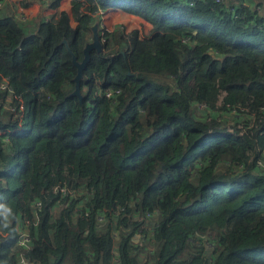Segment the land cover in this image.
<instances>
[{
    "label": "trees",
    "instance_id": "trees-1",
    "mask_svg": "<svg viewBox=\"0 0 264 264\" xmlns=\"http://www.w3.org/2000/svg\"><path fill=\"white\" fill-rule=\"evenodd\" d=\"M190 1L0 15V264H264V13ZM99 8L152 32L107 31L80 98Z\"/></svg>",
    "mask_w": 264,
    "mask_h": 264
},
{
    "label": "rangeland",
    "instance_id": "rangeland-1",
    "mask_svg": "<svg viewBox=\"0 0 264 264\" xmlns=\"http://www.w3.org/2000/svg\"><path fill=\"white\" fill-rule=\"evenodd\" d=\"M39 1V2H38ZM46 0H30L29 1V5L28 6H24L21 3V0H4L2 1V7L0 9V13L2 15H16L17 17L22 16V18H25V22L26 21H31L32 19H34L37 16H41L44 13L45 16V21L47 18H50L51 14L54 13V10L56 9H51L49 11H47V5L45 4ZM51 2V0H49ZM37 2L40 4V7L43 8V12L40 11V7L37 9L35 7H33L32 10H30L31 6L36 5L37 6ZM61 3V2H60ZM65 7L64 6H60L59 10L62 11L64 10ZM109 10H107L106 15H109ZM111 15V14H110ZM138 19L134 18V15H130L127 14L123 17H115L112 21V17H107L106 19H104V22L100 19V18H96L95 22L98 21L99 23V29L100 31H102V29H109L110 32L116 31V30H121V33H130L132 31L137 30L139 32L140 35L142 36H148L150 33L149 28L147 27L146 23L143 21L142 18L136 16ZM94 22V23H95ZM93 23V24H94ZM71 24L73 27H76L78 25V22L76 21H71ZM104 25V28L103 26ZM121 26V27H120ZM110 28H113L110 30ZM141 31V32H140ZM86 37L90 38L89 41L92 40V35L91 33L88 31L85 32ZM150 36V35H149ZM102 41H106L107 39H105V37L102 38ZM105 39V40H104ZM7 108H11L14 109L12 106L10 105H6V107L4 108V113L7 114L6 109ZM80 195V194H79ZM53 215L55 217H58L59 215V210L57 208H55L53 210ZM16 220L18 222V225H20V218L19 216L16 217ZM209 247L211 246L210 244L208 245Z\"/></svg>",
    "mask_w": 264,
    "mask_h": 264
},
{
    "label": "built area",
    "instance_id": "built-area-1",
    "mask_svg": "<svg viewBox=\"0 0 264 264\" xmlns=\"http://www.w3.org/2000/svg\"><path fill=\"white\" fill-rule=\"evenodd\" d=\"M194 1H196V0H192V2H194ZM202 1H213L215 4H223V3H227V0H202ZM191 1H190V4L192 5L193 3H192ZM45 4L47 5V10L49 11V10H51V9H53L54 10V8H52V4H51V2L49 1V0H46L45 1ZM60 6H62V3H60ZM59 6V7H60ZM1 7H2V2H0V9H1ZM237 6H234V5H232V4H229V10L231 11V13L234 15V17L235 18H237L239 15H238V11H237ZM256 9L258 10V12H262L263 11V8L261 7V6H257L256 7ZM107 10H109V8H106V9H104V8H99L97 11H94V12H92V16H94L95 18H100L103 22H104V19H106L107 18V15H106V12H107ZM55 11V10H54ZM131 15H133V14H131ZM137 15H134V18L135 19H138L137 17H136ZM51 17V16H50ZM139 17V16H138ZM241 17H242V15H241ZM50 18H47L46 19V21H48ZM20 20H22V21H24L25 20V18H22V16L20 17ZM103 26V28H104V25H102ZM121 27V26H120ZM111 29H113V28H110V30ZM99 31H100V29H99ZM107 31H109V29H102V31H100V36H102V34H103V36L105 35V33L107 32ZM141 32V31H140ZM140 35V34H139ZM150 35V34H149ZM148 35V36H149ZM105 37V36H104ZM140 37H145V36H142V35H140ZM103 38V37H102ZM101 38V40H103ZM185 41H186V39H185ZM120 91L119 90H115V91H112V90H109V91H106L105 92V94H106V96L107 97H113V96H115V95H117L118 93H119ZM256 166H257V168L261 171V172H264V158H260L258 161H257V163H256ZM41 206V202L39 201V202H37L36 203V207L37 208H39ZM21 220H22V224L25 226V228L24 229H22V232H20V234H19V238H18V240H17V245H18V247H20V248H28L29 247V245H31V237H30V235H29V233H28V231H26V228H27V226L29 225V223H30V219H26V218H20ZM99 219H102V217H99ZM33 221L35 222V223H37V221H38V217L35 215V217L33 218ZM137 221H146V222H150V223H153V217H152V215L149 213V212H147L146 214H144V215H140V216H138L137 217ZM152 231V230H151ZM147 240V239H146ZM18 264H31L30 263V259H28L23 253L19 256V259H18Z\"/></svg>",
    "mask_w": 264,
    "mask_h": 264
},
{
    "label": "water",
    "instance_id": "water-1",
    "mask_svg": "<svg viewBox=\"0 0 264 264\" xmlns=\"http://www.w3.org/2000/svg\"><path fill=\"white\" fill-rule=\"evenodd\" d=\"M92 30H93L92 40L88 41L83 48V54H84L83 59L79 61V60H77V56L75 54H73V61L77 67V74L74 77L75 88L70 93V95H76V96H79L80 98H82L81 80L84 77V71L87 68L88 63L91 60V52L93 50H96L98 53L103 51V42H102L101 36H100L98 21H96L92 25Z\"/></svg>",
    "mask_w": 264,
    "mask_h": 264
},
{
    "label": "crops",
    "instance_id": "crops-1",
    "mask_svg": "<svg viewBox=\"0 0 264 264\" xmlns=\"http://www.w3.org/2000/svg\"><path fill=\"white\" fill-rule=\"evenodd\" d=\"M38 2H37V6L36 5L31 6L30 10H32L33 7L38 9L40 7V4ZM227 2H228V4L230 3V4L234 5V6H237L238 8H239L240 5H243V6H245V8H248L251 11H253L255 14H258L257 13L258 10L256 9V7L257 6H261L263 8V12L262 13H264V6H263L264 5L263 4L264 0H227ZM61 3H62V6L65 7L64 10L67 11L70 14L71 21H76V20H74L73 15H72V0H61ZM40 11L43 12L44 11L43 8L40 7ZM108 13H109V15L107 17H109V18L112 17L111 21L115 17H123V16H125L127 14H130V13H128V12H126L123 9H120V8H109V12ZM0 15H2V14L0 13ZM143 21L146 23V25L149 28V31L151 33L152 32V24L150 22L146 21L145 19H143Z\"/></svg>",
    "mask_w": 264,
    "mask_h": 264
}]
</instances>
